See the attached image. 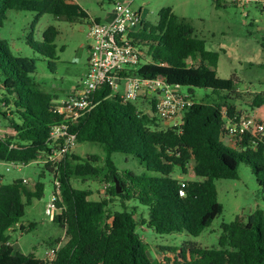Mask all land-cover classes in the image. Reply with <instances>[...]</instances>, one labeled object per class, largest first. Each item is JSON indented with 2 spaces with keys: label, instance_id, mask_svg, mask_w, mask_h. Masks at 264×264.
Segmentation results:
<instances>
[{
  "label": "trees",
  "instance_id": "16d2710c",
  "mask_svg": "<svg viewBox=\"0 0 264 264\" xmlns=\"http://www.w3.org/2000/svg\"><path fill=\"white\" fill-rule=\"evenodd\" d=\"M9 10L69 20L87 16L68 0H0V32ZM58 34L51 26L43 33V42L30 38L28 43L33 51L51 59L52 70L56 68ZM134 39L142 56L133 75L144 80L163 78L178 88L212 90L218 101L194 102L185 110L181 125L162 128L155 114V98L141 96L128 102L103 84L94 92L91 107L70 125L78 144L102 146L103 164L96 154L81 157L75 151L58 163L39 161L51 152L50 132L61 119L54 108L61 101L34 79L36 60L15 55L8 41L0 39V123L11 130L0 137V163L42 164L53 176L54 189L59 182L61 199L53 221L66 236L52 262L15 252L9 233L17 226L22 233L35 229V224L26 226L23 218L26 206L43 197L45 183L38 180L31 190L23 179L0 182V264H264L262 209L246 219L222 224L215 248L188 244L181 250L161 249L164 257L160 260L150 257L139 230L200 236L223 211L215 181L239 179L241 163L251 167L264 188V139L246 135L234 148L223 143L229 138L224 131L227 119L238 121L246 116L228 103L227 95L238 93L236 82L218 76L219 54L207 50L185 18L170 7L163 8L158 22H144ZM238 96L251 110L264 108V92ZM116 154L124 155L127 162L132 157L142 173L120 169ZM191 169L195 179H187ZM73 179L104 183L107 194L91 200L92 191L75 188ZM133 200L147 207V219L136 218V208L128 209L126 203ZM116 201L122 209L110 210Z\"/></svg>",
  "mask_w": 264,
  "mask_h": 264
},
{
  "label": "rangeland",
  "instance_id": "374dc122",
  "mask_svg": "<svg viewBox=\"0 0 264 264\" xmlns=\"http://www.w3.org/2000/svg\"><path fill=\"white\" fill-rule=\"evenodd\" d=\"M80 6L87 16H79L74 20L67 17H56L53 14L37 16L36 12L9 10L0 32V39L8 41L11 51L22 57L36 60L37 70L34 79L41 84L43 90L55 94L58 100H66L73 93V89L84 88L83 79L88 71L89 25L109 23L114 19V9L118 2L130 4L135 11H141L145 22L156 24L161 9L170 7L174 13L185 18L194 30L196 37L205 42L209 51L217 52L219 60L215 70L223 79H234L237 94L227 95L228 103L243 111L245 115H254L253 110L238 96H254L264 92V10L262 3L251 0L234 4L233 0H68ZM55 27L59 34L55 40L57 59L56 68L49 65L51 59L43 57L33 51L28 45L30 38L35 42H43V33L49 27ZM195 64V62H194ZM124 82L118 87L123 93ZM179 92L194 102L205 101L212 104L218 101L212 90L180 87ZM227 94V93H222ZM208 96V97H207ZM264 118V116H263ZM162 128L168 123L161 122ZM1 133L11 132L1 123ZM227 145V140H223ZM75 152L81 157L98 155L101 164L104 163L102 146L99 144H78ZM120 169L142 173L137 162L130 157L125 160L121 154L114 155ZM187 179H195L192 169ZM44 174L42 177L41 174ZM2 183H11L17 179L29 181L27 187L31 190L38 180L45 183L44 195L26 206L23 223L26 226L35 224L34 230L22 233L17 226L11 231V243L15 252L25 255L34 254L44 258L50 249L66 242L65 231L45 214L46 205L54 192L53 176L45 170L42 164L32 163L28 166L15 168L9 163H0ZM72 184L81 190H91V200L98 201L106 196L105 184L97 181H82L73 179ZM218 202L223 211L210 227L198 237L186 233L159 235L154 231L141 228L139 231L145 238L152 259L160 260L164 257L161 249H183L188 244L203 248L218 246L222 234V224L231 223L237 218H247L255 210H264V188L257 182L249 165L241 163L239 179L216 180ZM131 211L136 208V218H148L147 207L136 201L126 203ZM120 202L110 205V210H121ZM58 243V244H57ZM165 254H168L165 252ZM171 256V255H170Z\"/></svg>",
  "mask_w": 264,
  "mask_h": 264
},
{
  "label": "built area",
  "instance_id": "2783aa9c",
  "mask_svg": "<svg viewBox=\"0 0 264 264\" xmlns=\"http://www.w3.org/2000/svg\"><path fill=\"white\" fill-rule=\"evenodd\" d=\"M248 4L250 0H234ZM264 6V0H257ZM114 19L106 24L92 22L89 25L88 71L83 79L84 88H76L66 100L56 103L55 113L60 116L59 122L53 125L50 132L51 152L42 162L58 163L65 156L75 151L78 146L76 135L70 133V125L75 123L82 112L88 110L92 104L94 92L103 84H108L114 92H118L121 82L124 91L121 97L128 102H136L139 98L156 99V115L167 127L182 124L185 110L194 101L182 95L178 87L169 86L166 80L158 78L144 80L132 74L141 63L142 53L135 45L134 35L144 26L141 11H135L130 4L118 2L114 9ZM153 113V112H150ZM241 120L227 119L224 126L225 135L230 139L241 141L246 135L264 139V118L255 115ZM0 123V131H1ZM2 133L0 132V137ZM15 168L24 167L21 163H9ZM24 184L29 181L23 179ZM184 186V185H183ZM184 195V192H180ZM61 199L60 184L56 181L55 189L47 205L45 214L52 220L55 218ZM60 246L50 249L45 255L48 261H54Z\"/></svg>",
  "mask_w": 264,
  "mask_h": 264
},
{
  "label": "crops",
  "instance_id": "0c3cea01",
  "mask_svg": "<svg viewBox=\"0 0 264 264\" xmlns=\"http://www.w3.org/2000/svg\"><path fill=\"white\" fill-rule=\"evenodd\" d=\"M68 3H73V2L72 1H68ZM75 89H76V87L73 89V91ZM58 101H61V100H58ZM253 113H254L255 116L263 118V116H264V108L253 110ZM151 115H153V114L151 113ZM225 140H227L228 146L233 147V148L235 147L236 140L230 139V138H225Z\"/></svg>",
  "mask_w": 264,
  "mask_h": 264
},
{
  "label": "water",
  "instance_id": "95a60500",
  "mask_svg": "<svg viewBox=\"0 0 264 264\" xmlns=\"http://www.w3.org/2000/svg\"><path fill=\"white\" fill-rule=\"evenodd\" d=\"M245 118L248 119L249 116H245ZM116 191H117L118 194H120L122 192L119 182H116Z\"/></svg>",
  "mask_w": 264,
  "mask_h": 264
}]
</instances>
